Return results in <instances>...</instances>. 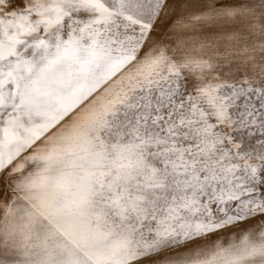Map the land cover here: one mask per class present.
<instances>
[{"label":"snow or ice","instance_id":"snow-or-ice-1","mask_svg":"<svg viewBox=\"0 0 264 264\" xmlns=\"http://www.w3.org/2000/svg\"><path fill=\"white\" fill-rule=\"evenodd\" d=\"M0 264H264V0H0Z\"/></svg>","mask_w":264,"mask_h":264}]
</instances>
